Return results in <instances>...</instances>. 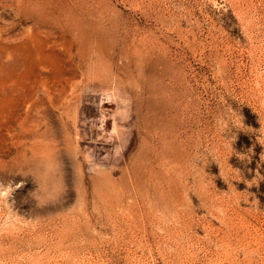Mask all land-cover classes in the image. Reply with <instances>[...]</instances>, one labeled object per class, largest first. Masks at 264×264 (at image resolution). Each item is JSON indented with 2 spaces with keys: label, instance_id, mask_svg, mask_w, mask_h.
<instances>
[{
  "label": "rangeland",
  "instance_id": "1",
  "mask_svg": "<svg viewBox=\"0 0 264 264\" xmlns=\"http://www.w3.org/2000/svg\"><path fill=\"white\" fill-rule=\"evenodd\" d=\"M0 264H264V0H0Z\"/></svg>",
  "mask_w": 264,
  "mask_h": 264
},
{
  "label": "bare ground",
  "instance_id": "2",
  "mask_svg": "<svg viewBox=\"0 0 264 264\" xmlns=\"http://www.w3.org/2000/svg\"><path fill=\"white\" fill-rule=\"evenodd\" d=\"M64 96V95H63ZM61 98V97H60ZM62 99V98H61ZM42 104L44 103V102H41ZM37 106V105H36ZM36 106L35 105H30L29 106V110H28V112L27 113H20L19 111H17L14 115H13V117H11V118H9L8 119V122H7V124H6V127H5V124H3L4 125V127L6 128V130L8 131V132H11L13 129H14V126H15V123H16V125H18V126H21L23 129H25L26 131H30V129H28L27 128V126L29 125L30 126V124L31 123H35V122H37V119L34 117V115H32L31 113L33 112V111H37V109L39 108V106L37 107V109H36ZM12 123H14V125L12 124ZM30 123V124H29ZM23 132V131H22ZM28 133V132H27ZM30 133V132H29ZM26 136V135H25Z\"/></svg>",
  "mask_w": 264,
  "mask_h": 264
}]
</instances>
